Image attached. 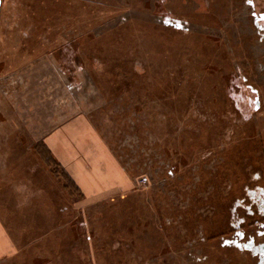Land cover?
Returning <instances> with one entry per match:
<instances>
[{
	"label": "rangeland",
	"instance_id": "rangeland-1",
	"mask_svg": "<svg viewBox=\"0 0 264 264\" xmlns=\"http://www.w3.org/2000/svg\"><path fill=\"white\" fill-rule=\"evenodd\" d=\"M247 1L1 0L0 264H264Z\"/></svg>",
	"mask_w": 264,
	"mask_h": 264
},
{
	"label": "trees",
	"instance_id": "trees-1",
	"mask_svg": "<svg viewBox=\"0 0 264 264\" xmlns=\"http://www.w3.org/2000/svg\"><path fill=\"white\" fill-rule=\"evenodd\" d=\"M153 1L154 3L160 4V10L154 13H163L162 15L166 17H173L178 20L180 19L172 16V14L170 13L171 11H168V8H166L167 10L161 9L164 8L166 0ZM246 6L251 9L250 14L256 20V24L260 26L259 27L258 25L254 24L260 41L264 42V29H262V26L264 27V10H262L263 7L260 5L259 0H248ZM170 28L171 27H168V29ZM174 30L176 31V28ZM228 93L235 109L239 111L242 119H244L245 121H250L255 113L260 110L259 108L261 103H259V96L257 95V91H255L253 85L249 83V80H247L244 75H241L240 73L235 74L233 72L232 79L230 80V84L228 87ZM256 106H258L259 108H256Z\"/></svg>",
	"mask_w": 264,
	"mask_h": 264
},
{
	"label": "crops",
	"instance_id": "crops-1",
	"mask_svg": "<svg viewBox=\"0 0 264 264\" xmlns=\"http://www.w3.org/2000/svg\"><path fill=\"white\" fill-rule=\"evenodd\" d=\"M168 26V25H167ZM169 27V26H168ZM171 27V26H170ZM240 74L241 75H244L245 76V78L247 79V80H249L247 77H246V75L243 73H241L240 72ZM249 83H250V80H249ZM251 85H253V87L255 88V91H257V95L259 96V103H261V105H260V108L258 107V106H256V108H259L260 110H262V108H263V104H264V99H263V92H262V90L260 89V88H258V87H256V86H254V84H252V83H250ZM71 126V125H70ZM44 143H46V145L48 146V150H50L51 151V153H52V155L54 154L55 155V159L57 160V161H60V159H59V157L57 156V153L54 151V149L52 148V146L50 145V142H49V140L48 139H45L44 140ZM61 162V161H60ZM62 164V163H61ZM125 171V170H124ZM69 173V172H68ZM125 174L127 175V177H128V179L131 181V183L133 182V180H132V178L129 176V174L125 171ZM71 175V174H70ZM71 177H72V180H73V176L71 175ZM75 180V179H74ZM73 180V182L76 184V186L78 187V189L79 190H81L82 192H83V188L80 186V184L76 181H74ZM83 194H84V196L86 197V199H87V194H85L84 192H83Z\"/></svg>",
	"mask_w": 264,
	"mask_h": 264
},
{
	"label": "built area",
	"instance_id": "built-area-1",
	"mask_svg": "<svg viewBox=\"0 0 264 264\" xmlns=\"http://www.w3.org/2000/svg\"><path fill=\"white\" fill-rule=\"evenodd\" d=\"M141 183L145 184V183H146V181L144 180V181H142Z\"/></svg>",
	"mask_w": 264,
	"mask_h": 264
},
{
	"label": "water",
	"instance_id": "water-1",
	"mask_svg": "<svg viewBox=\"0 0 264 264\" xmlns=\"http://www.w3.org/2000/svg\"><path fill=\"white\" fill-rule=\"evenodd\" d=\"M0 5H1V0H0Z\"/></svg>",
	"mask_w": 264,
	"mask_h": 264
},
{
	"label": "flooded vegetation",
	"instance_id": "flooded-vegetation-1",
	"mask_svg": "<svg viewBox=\"0 0 264 264\" xmlns=\"http://www.w3.org/2000/svg\"><path fill=\"white\" fill-rule=\"evenodd\" d=\"M260 111V110H259ZM256 114V113H255Z\"/></svg>",
	"mask_w": 264,
	"mask_h": 264
},
{
	"label": "snow or ice",
	"instance_id": "snow-or-ice-1",
	"mask_svg": "<svg viewBox=\"0 0 264 264\" xmlns=\"http://www.w3.org/2000/svg\"><path fill=\"white\" fill-rule=\"evenodd\" d=\"M241 223H243V222H241Z\"/></svg>",
	"mask_w": 264,
	"mask_h": 264
}]
</instances>
